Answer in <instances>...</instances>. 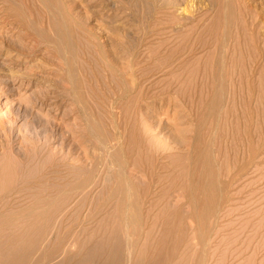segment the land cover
Listing matches in <instances>:
<instances>
[{
  "label": "rangeland",
  "instance_id": "obj_1",
  "mask_svg": "<svg viewBox=\"0 0 264 264\" xmlns=\"http://www.w3.org/2000/svg\"><path fill=\"white\" fill-rule=\"evenodd\" d=\"M262 39L264 0H0V256L20 254L4 263L264 264Z\"/></svg>",
  "mask_w": 264,
  "mask_h": 264
},
{
  "label": "bare ground",
  "instance_id": "obj_2",
  "mask_svg": "<svg viewBox=\"0 0 264 264\" xmlns=\"http://www.w3.org/2000/svg\"><path fill=\"white\" fill-rule=\"evenodd\" d=\"M30 2H31V1H30ZM39 2H40V1H39ZM46 2H47V1H46ZM3 3H4V2H3ZM81 3H82V1H81ZM21 5H22V4H21ZM38 6H39V5H38ZM151 7H152V6H151ZM32 9H33V8H32ZM43 10H44V9H43ZM150 10H151V9H150ZM152 10H153V8H152ZM164 10H165V9H164ZM175 12H176V11H175ZM177 12H178V11H177ZM74 13H75V11H74ZM36 14H37V13H36ZM204 15H205V14H204ZM154 16H155V15H154ZM156 16H157V15H156ZM177 16H178V14H177ZM178 17H179V16H178ZM36 18H37V17H36ZM155 18H156V17H155ZM39 19H40V18H39ZM150 19H151V17H150ZM182 19H183V18H182ZM152 20H153V19H152ZM184 20H185V19H184ZM70 21H71V20H70ZM180 21H181V20H180ZM180 21H179V23H180ZM186 21H187V20H186ZM197 21H199V20H197ZM151 22H152V21H151ZM187 22H188V21H187ZM193 22H194V21H193ZM200 23H201V22H200ZM202 23H203V22H202ZM142 24H143V23H142ZM148 24H149V23H148ZM161 24H162V23H161ZM183 24H184V23H183ZM187 24H188V23H187ZM67 25H68V23H67ZM153 26H154V25H153ZM173 26H174V25H173ZM175 26H176V25H175ZM178 26H179V25H178ZM178 26H177V27H178ZM180 26H181V25H180ZM192 26H194V24H193ZM47 27H48V26H47ZM65 27H66V26H65ZM140 27H141V26H140ZM174 28H175V27H174ZM190 28H191V27H190ZM145 29L147 30L146 25H145ZM175 29H176V28H175ZM180 29H182V28H180ZM146 30H145V31H146ZM14 31H15V30H14ZM128 31H129V30H128ZM136 31H138V29H137ZM145 31H144L143 33H145ZM131 32H132V31H131ZM134 32H135V31H134ZM147 32H149V31H147ZM163 32H164V31H163ZM165 32H166V31H165ZM136 33H137V32H136ZM141 34H142V33H141ZM149 34H150V33H149ZM149 34H147V35H149ZM121 35H122V34H121ZM131 35H132V34H131ZM122 36H123V35H122ZM145 36H146V35H145ZM117 37H118V35H117ZM119 37H120V36H119ZM119 37H118V38H119ZM121 39H123V38L121 37ZM140 39H141V38H140ZM140 39H139V40H140ZM134 40H135V39H134ZM139 40H138V42H140ZM262 40H264V39H262ZM111 41H112V40H111ZM168 41H169V40H168ZM126 42H127V41H126ZM112 43H113V42H112ZM127 43H128V42H127ZM115 44H116V43H115ZM136 44H137V43H136ZM134 45H135V44H134ZM192 45H193V44H192ZM114 46H115V45H114ZM116 46H117V45H116ZM136 46H137V45H136ZM130 47H131V46H130ZM133 47H134V46H133ZM147 47H148V46H147ZM201 47H202V46H201ZM109 48H110V46H109ZM111 48H112V46H111ZM118 48H120V47H118ZM137 48H138V46H137ZM191 48H192V47H191ZM144 49H146V48H144ZM211 49H212V48H211ZM113 50H114V49H113ZM120 50H121V48H120ZM130 50H131V49H130ZM137 50H138V49H137ZM137 50H136V51H137ZM76 51H77V50H76ZM123 51H124V50H123ZM132 51H134V50H132ZM112 52H113V51H112ZM140 52H141V51H140ZM189 52H190V51H189ZM209 52H210V51H209ZM115 53H116V52H115ZM132 53H134V52H132ZM141 53H142V52H141ZM207 53H208V50H207ZM1 54H2V53H1ZM112 54H114V53H112ZM143 54H144V53H143ZM210 54H212V52L209 53V57H210ZM4 57H5V56H4ZM110 57H111V56H110ZM121 57H122V56H121ZM132 57H133V56H132ZM130 58H131V57H130ZM134 58H135V57H134ZM76 59H77V58H76ZM161 59H162V58H161ZM195 59H196V57H195ZM197 59H198V58H197ZM77 60H78V59H77ZM110 60H111V59H110ZM98 61H100V59H98ZM112 61H113V60H112ZM175 61H176V60H175ZM177 61H178V60H177ZM77 62H78V61H77ZM100 63H101V62H100ZM157 63H159V62H157ZM163 63H164V65H165V62H163ZM196 63H197V62H196ZM172 64H173V63H172ZM103 65H104V64H103ZM65 66H66V65H65ZM134 66H135V65H134ZM105 67H106V66H105ZM122 67H123V66H122ZM122 67H121V68H122ZM105 69H106V68H105ZM106 71H107V69H106ZM109 74H110V73H109ZM130 77H131V76H130ZM110 78H111V76H110ZM126 78H127V77H126ZM112 79H113V78H112ZM114 79H115V78H114ZM118 79H120V78H118ZM198 79H199V78H198ZM203 79H204V78H203ZM130 80H131V79H130ZM130 80H129V81H130ZM116 81H117V80H116ZM133 81H134V80H133ZM137 81H138V80H137ZM122 82H123V81H122ZM199 82H200V81H199ZM117 84H120V83H117ZM130 84H131V83H130ZM131 85H133V84H131ZM116 87H117V86H116ZM118 87H119V86H118ZM201 87H202V86H201ZM193 88H194V87H193ZM117 89H118V88H117ZM117 89H116V90H117ZM140 89H141V88H140ZM200 89H202V88H200ZM138 90H139V89H138ZM141 91H142V90H141ZM116 92H117V91H116ZM118 92H119V89H118ZM201 92H202V91H201ZM194 93H195V92H194ZM199 94H200V93H199ZM63 95H64V94H63ZM125 95H126V93H125ZM64 96H65V95H64ZM200 96H201V95H200ZM134 97H135V96H134ZM193 97H194V96H193ZM200 98H201V97H200ZM202 98H203V97H202ZM134 99H135V98H134ZM134 99H133V100H134ZM138 100H139V99H138ZM193 100H194V99H193ZM198 101H199V98H198ZM200 101H201V99H200ZM204 101H206V100H204ZM200 103H201V102H200ZM195 105H196V104H195ZM204 105H205V104H204ZM200 106H201V105H200ZM196 107H197V105H196ZM202 107H203V106H202ZM191 108H192V107H191ZM199 109H201V108H199ZM195 111H196V110H195ZM100 120H101V119H100ZM151 120H152V119H151ZM153 121H154V120H153ZM156 123H157V124H156ZM156 123H155V126H154V127H156V125H158V122H156ZM94 124H95V123H94ZM99 124H100V123H99ZM153 125H154V124H153ZM98 126H99V125H98ZM90 127H91V126H90ZM148 127H149V126H148ZM102 128H103V127H102ZM153 129H154V128H153ZM156 129H157V128H156ZM100 130H101V129H100ZM102 130H103V129H102ZM161 130H162V129H161ZM90 131H91V130H90ZM119 131H120V130H119ZM155 131H157V130H155ZM162 132H163V131H162ZM91 133H92V131H91ZM104 133H105V132H104ZM115 133H116V132H115ZM120 133H121V132H120ZM159 133H160V132H159ZM175 133H176V132H175ZM99 134H100V133H99ZM105 134H106V133H105ZM146 134H147V133H146ZM170 134H171V133H170ZM176 134H177V133H176ZM92 135H93V134H92ZM137 135H138V134H137ZM143 135H144V134H143ZM156 135H157V134H156ZM164 135H165V134H164ZM101 136H102V135H101ZM106 136H108V134H106ZM113 136H114V134H113ZM115 136H116V134H115ZM115 136H114V137H115ZM117 136H118V135H117ZM117 136H116V138H118ZM139 136H140V135H138V137H139ZM176 136H177V135H176ZM180 136L182 137L183 135H180ZM180 136H179V134H178V137H180ZM108 137L110 138V136H108ZM108 137H106V139H107ZM123 137H124V136H123ZM138 137H137V138H138ZM147 137H148V136H147ZM147 137H146V138H147ZM155 137L158 138V136H155ZM183 137H184V136H183ZM183 137H182V138H183ZM139 138H141V137H139ZM144 138H145V137H144ZM174 138H175V137H174ZM104 139H105V138H104ZM110 139H111V138H110ZM110 139H109V140H110ZM119 139H121V138L119 137ZM122 139H123V138H122ZM142 139H143V138H142ZM152 139H153V138H152ZM180 139H181V138H180ZM180 139L175 138V140H178V141H179ZM184 139H185V138H184ZM109 140H107V141H109ZM111 140H112V139H111ZM111 140H110V142H112ZM114 140H115V139H114ZM114 140H113V141H114ZM117 140H118V139H117ZM117 140H116V141H117ZM145 140H146V139H145ZM145 140H144V141H145ZM167 140H168V139H167ZM169 140H170V139H169ZM120 141H121V140H120ZM122 141H124V140H122ZM140 141H141V140H140ZM140 141H139V144H140ZM181 141H183V140H181ZM118 142H119V141H118ZM154 142H155V141H154ZM184 142L186 143V139H185ZM106 143H107V142H106ZM119 143L121 144V142H119ZM143 143H144V142H143ZM6 144H7V143H6ZM107 144H108V143H107ZM110 144H115V143H110ZM110 144H109V145H110ZM139 144L137 145L138 148H139V146H140ZM181 144H183V143H181ZM187 144H188V143H187ZM117 145H118V144H117ZM145 145H146V144H145ZM173 145H174V143H173ZM176 145H177V144H176ZM185 145H186V144H185ZM112 146H113V145H112ZM142 146H144V144H143ZM100 147H101V146H100ZM161 147H162V146H161ZM166 147H168V146H166ZM177 147H178V146H177ZM177 147H176V148H177ZM179 147H180V146H179ZM183 147H184V146H183ZM102 148H103V147H102ZM138 148H137L138 151H136V150H133V151L139 153L140 150H139ZM146 148H147V146H146ZM146 148H145V151L147 152L148 149L146 150ZM148 148H149V147H148ZM155 148H156V147H155ZM159 148H160V146H159ZM119 149H120V148H119ZM157 149H158V147H157ZM189 149H190V148H189ZM189 149H188V150H189ZM108 150H109V149H108ZM108 150H107V151H108ZM131 151H132V150H131ZM143 151H144V150H143ZM169 151H170V149H169ZM172 151H173V149H172ZM180 151H181V150H180ZM194 151H196V150H194ZM194 151H193V152H194ZM103 152H104V151H103ZM126 152H127V151H126ZM140 152H141V151H140ZM146 152H145V156H146ZM189 153H190V152H189ZM166 154H167V153H166ZM181 154H183V153H181ZM202 154H203V153H201V155H202ZM204 154H205V153H204ZM116 155H117V154H116ZM141 155L143 156V154H141ZM164 155H165V154H164ZM189 155H190V154H189ZM192 155H193V154H192ZM103 156H104V155H103ZM137 156H138V154H137ZM137 156H136V154H135V157H134V156H133V157L136 158ZM150 156H151V154H150ZM208 156H209V155H208ZM208 156H206V157H208ZM168 157H169V156H168ZM171 157H172V156H171ZM183 157H184V156H183ZM186 157H187V156H186ZM193 157H194V156H193ZM104 158H106V157H104ZM107 158H108V157H107ZM112 158H113V160H114V157H112ZM138 158H141V156H140V157L138 156ZM138 158H137V159H138ZM151 158H152V157H151ZM164 158L166 159V157H164ZM188 158H189V157H188ZM197 158H198V157H197ZM204 158H205V155H204ZM210 158H211V157H210ZM210 158H209V159H210ZM96 159H97V158H96ZM141 159H143V158H141ZM144 159H145V157H144ZM146 159H147V158H146ZM159 159H160V158H159ZM167 159H168V158H167ZM172 159H173V158H172ZM198 159H199V158H198ZM201 159H202V158H201ZM131 160L133 161V160H135V159L132 158ZM173 160H174V159H173ZM176 160H177L176 162H178V161H180V158H177ZM187 160H188V159H187ZM189 160H190V159H189ZM195 160H196V159H195ZM96 161H97V160H96ZM137 161H139V160H137ZM148 161H149V160H148ZM201 161H203V160H201ZM201 161H200L199 163H201ZM206 161H207V160H206ZM210 161H211V160H210ZM104 162H105V161H104ZM123 162H124V161H123ZM128 162H129V161H128ZM133 162H134V164H135L136 161H133ZM141 162H142V161H140V163H141ZM176 162H175V160H174L173 164L176 163ZM191 162H192V161H191ZM124 163L126 164V162H124ZM138 163H139V162H138ZM140 163H139V164H140ZM146 163H147V162H146ZM178 163H179V165H180V162H178ZM208 163H209V162H208ZM117 164H118V163H117ZM120 164H121V163H120ZM132 164H133V163H132ZM134 164H133V166H134ZM192 164H193V163H192ZM210 164H212V163H210ZM213 164L215 165V163H213ZM57 165H58V164H57ZM105 165H106V163H105ZM114 165H115V164H114ZM122 165H123V164H122ZM135 165H136V164H135ZM143 165H144V164H143ZM202 165H206V164L204 163V164H202ZM217 165H218V164H217ZM17 166H18V165H17ZM65 166H66V165H65ZM137 166H138V164H137ZM176 166H177V165H176ZM176 166H175V167H176ZM195 166H196V164H195ZM197 166H198V165H197ZM1 167H2V166H1ZM61 167H62V166H61ZM100 167H101V166H100ZM107 167H108V166H107ZM134 167H136V166H134ZM140 167H141V166H140ZM143 167H144V166H143ZM143 167H141V168H143ZM193 167H194V166H193ZM208 167H209V166H208ZM208 167H206V168H208ZM211 167H212V166H211ZM216 167H217V166H216ZM52 168H53V167H52ZM52 168H51V169H52ZM55 168H57V167H55ZM55 168H54V169H55ZM67 168H69V167H67ZM138 168H139V167H138ZM144 168H145V167H144ZM144 168H143V169H144ZM200 168H201V166H200ZM206 168H205V169H206ZM213 168L215 169L214 166H213ZM59 169H60V167H59ZM121 169H122V168H121ZM128 169H129V168H128ZM139 169H140V168H139ZM139 169H138V170H139ZM143 169H141L142 172H143ZM193 169H194V168H193ZM195 169H196V168H195ZM218 169H219V168H218ZM52 170H53V169H52ZM55 170H56V169H55ZM76 170H79V171H80V169H76ZM76 170H75V171H76ZM84 170H85V169H84ZM144 170H146V169H144ZM197 170H198V169H197ZM215 170H216V172H217V171H220V169H219V170L215 169ZM56 171H57V170H56ZM85 171H87V170H85ZM85 171H83V172H84V173H87V172H85ZM126 171H127V170H126ZM195 171H196V170H193V172H195ZM198 171H199V170H198ZM198 171H197V172H198ZM201 171H202V170H201ZM203 171H204V170H203ZM211 171H212V170H211ZM211 171H210V172H211ZM71 172H73V171H71ZM77 172H78V171H77ZM106 172H107V171H106ZM135 172H136V171H135ZM181 172H182V171H181ZM186 172H187V171H186ZM53 173H54V172H53ZM53 173H52V174H53ZM56 173L59 174V171L56 172ZM56 173H55V174H56ZM64 173H65V172H64ZM69 173H70V171H69ZM88 173H89V172H88ZM114 173H115V172H114ZM118 173H122V172L119 171ZM45 174H46V173H45ZM52 174L49 176V178L52 179V177H53V178L55 179L57 176L54 177ZM61 174H63V173L61 172ZM77 174H78V173H77ZM79 174H80V173H79ZM81 174H82V172H81ZM181 174H182V173H181ZM181 174H180V175H181ZM195 174H196V173H195ZM200 174H203V173H200ZM205 174H206V172H205ZM208 174H209V173H208ZM210 174H211V173H210ZM210 174H209V175H210ZM0 175H1V174H0ZM48 175H49V174H48ZM68 175H69V174H68ZM125 175H126V174H125ZM125 175H124V173H122V174L119 175V182H118V186H117L116 191L122 193V195L124 194V195H126V196H130V197H131V195H130L131 192L134 193V191L137 190V188L139 187V185H140L141 183H140L139 185L136 184V183L134 184V182H132L133 180L131 181V179H133V178L131 177V179H130V177H129V176H130L129 173H128V175H129L128 177H129V178L127 177V175H126V176H125ZM145 175H146V174H145ZM196 175H198V174H196ZM71 176H72V175H71ZM112 176H113V175H112ZM140 176H141V175H140ZM198 176H200V175H198ZM198 176H197V178H198ZM215 176L217 177V175H215ZM218 176H220V172H219V175H218ZM64 177H65V176H64ZM66 177H67V176H66ZM75 177H76V176H75ZM78 177L80 178V176H78ZM78 177H77V178H78ZM83 177H84V175H83ZM85 177H87V176L85 175ZM85 177H84V178H85ZM181 177H182V176H180V178H181ZM207 177H208V176H207ZM207 177H206V179H207ZM210 177H211V176H210ZM216 177H215V178H216ZM45 178H46V177H45ZM77 178H76V179H77ZM176 178H178V176H176ZM188 178H189V177H188ZM197 178H196V179H197ZM56 179L59 180V177L56 178ZM95 179H96V178H95ZM113 179H114V178H113ZM191 179H192V178H191ZM217 179H218V178H217ZM86 180H87V179H86ZM89 180H90V179H89ZM186 180H187V179H186ZM186 180H185V181H186ZM193 180H194V179H193ZM200 180H201V178H200ZM202 180H203V178H202ZM210 180H211V182H212V179H210ZM210 180H209V182H210ZM214 180H215V179H214ZM218 180H219V179H218ZM40 181H41V180H40ZM134 181H135V180H134ZM176 181H177V180H176ZM176 181H175V182H176ZM187 181H188V180H187ZM194 181H195V180H194ZM29 182H30V181H29ZM55 182H56V181H55ZM57 182H58V181H57ZM60 182H61V180H60ZM172 182H173V180H172ZM175 182H174V183H175ZM178 182H179V180H178ZM182 182H183V181H182ZM188 182H189V181H188ZM206 182H207V181H206ZM214 182H215V181H214ZM214 182H213L212 184H215ZM48 183H49V182H48ZM61 183H62V182H61ZM87 183H88V182H87ZM176 183H177V182H176ZM176 183H175V184H176ZM179 183H180V182H179ZM221 183H222V182H221ZM38 184H39V183H38ZM58 184H59V182H58ZM91 184H92V183H91ZM186 184H187V183H186ZM198 184H199V183H198ZM198 184H196V185H198ZM41 185H42V184H41ZM41 185H37V187L40 186V188H41ZM111 185H113V184H111ZM136 185H138V186H136ZM141 185H142V184H141ZM141 185H140V186H141ZM192 185H193V184H192ZM218 185H219V184H218ZM32 186H33V185H32ZM32 186H31V187H32ZM49 186H50V185H49ZM49 186H47L48 189L50 188ZM62 186H63V185H62ZM65 186H66V184H65ZM71 186H72V185H71ZM85 186H86V183H84V182H81V183L78 184V188H83V187H85ZM91 186H92V185H91ZM96 186H97V185H96ZM115 186H116V185H115ZM115 186H114V187H115ZM181 186H182V185H181ZM181 186L179 185L178 187L181 189ZM202 186H203V185H202ZM210 186H211V185H210ZM21 187H22V186H21ZM42 187H43V186H42ZM47 187H46V188H47ZM53 187H54V186H53ZM55 187L57 188V186H55ZM55 187H54V191H53V188L51 187V188H52V191H50V192H53V194H54V193H57L56 191L59 190V191H58L59 194H61V192L63 193V191H60V190H62L63 187H62L61 189H60V187H58V190H56ZM67 187H69V185H67ZM89 187H90V186H89ZM89 187H88V188H89ZM110 187H111V186H110ZM142 187H143V186H142ZM178 187H177V188H178ZM182 187H183V186H182ZM197 187H199V185H198ZM200 187H201V186H200ZM208 187H209V185H208ZM29 188H30V187H29ZM43 188H45V185H44ZM65 188H66V187H65ZM93 188H94V187H93ZM93 188H92V189H93ZM144 188H145V187H144ZM175 188H176V187H175ZM24 189H25V188H24ZM24 189H21V188H20L19 190L22 191V190H24ZM26 189H27V188H26ZM90 189H91V188H90ZM145 189H147V187H146ZM180 189H178V190H180ZM196 189H197V188H196ZM28 190H29V189H28ZM36 190H37V191H36ZM36 190H35V191H36V196H37L38 189H36ZM39 190H40V189H39ZM46 190H47V189H45L44 191H46ZM55 190H56V191H55ZM64 190H66V189H64ZM108 190H109V189H108ZM113 190H114V188H113ZM142 190H143V189H142ZM197 190H198V189H197ZM199 190H200V189H199ZM220 190H221V188H219V191H220ZM30 191H31V189H30ZM35 191H34V192H35ZM42 191H43V190L41 189L40 192H42ZM44 191H43V192H44ZM48 191H49V190H47L46 192H48ZM109 191H110V190H109ZM111 191H112V190H111ZM137 191L139 192V189H138ZM183 191H184V190H183ZM207 191H208V190H207ZM212 191H213V190H212ZM215 191H216V189H215ZM17 192H19V191H17ZM26 192H27V190H26ZM43 192H42V193H43ZM146 192H147V191H146ZM180 192H182V190H180ZM10 193H11V192H10ZM19 193H20V192H19ZM29 193H30V192H29ZM48 193H49V192H48ZM81 193H82V192H81ZM120 193H119V195H121ZM141 193H142V192H141ZM183 193H184V192H183ZM187 193H188V192H187ZM14 194L16 195V193H14ZM20 194H21V193H20ZM23 194H24V193H23ZM25 194H26V193H25ZM44 194H45V193H44ZM127 194H129V195H127ZM216 194H218V192H217ZM221 194H222V193H221ZM39 195H40V194H39ZM39 195H38L37 197H38L40 200H42V199L39 197ZM42 195H43V194H42ZM51 195H52V193H51ZM55 195H56V194H55ZM57 195H58V193H57ZM77 195H78V193H77ZM182 195H183V194H182ZM188 195H190V194H188ZM11 196H13V195H11ZM16 196H17V195H16ZM18 196H19V194H18ZM28 196H31V195L29 194ZM28 196H27V198H28ZM40 196H41V195H40ZM49 196H50V195H49ZM219 196H220V195H219ZM25 197H26V196H25ZM33 197H34V196H33ZM42 197L44 198L45 195L42 196ZM46 197H47V196H46ZM119 197H120V196H119ZM130 197H127V198L129 199ZM192 197H193V196H192ZM202 197H204V196H202ZM209 197H210V196H209ZM10 198H11V197H10ZM12 198H14V196H13ZM12 198H11V199H12ZM16 198L18 199V197H16ZM38 198H35V200H36V199L38 200ZM54 198H55V197H54ZM120 198H121V197H120ZM122 198H124V197L122 196ZM140 198H141V197H139V199H140ZM184 198H185V197H184ZM219 198H220V197H219ZM11 199H9V200H11ZM17 199H15V200H17ZM23 199H24V198H23ZM55 199H56V198H55ZM61 199H62V198H61ZM125 199H126V198H125ZM131 199H132V198H131ZM131 199H129V200H131ZM189 199H190V198H189ZM189 199H188V200H189ZM206 199H207V198H206ZM3 200H4V199H3ZM6 200H7V199H6ZM6 200H5V201H6ZM15 200H14V201H15ZM24 200H25V199H24ZM27 200H28V199H27ZM30 200H31V199H30ZM114 200H115V199H114ZM123 200H124V199H123ZM126 200H127V199H126ZM213 200H214V199H212V201H213ZM5 201H4V202H5ZM17 201H18V200H17ZM32 201H33V200H32ZM32 201H31V202H32ZM118 201H119V200H118ZM145 201H146V200H145ZM186 201H187V200H186ZM203 201H204V200H203ZM4 202H3V203H4ZM25 202H26V201H25ZM27 202H28V201H27ZM33 202H34V201H33ZM115 202H117V201H115ZM129 202H130V201H128V203H129ZM139 202H140V201H139ZM188 202H189V201H188ZM218 202H219V200H218ZM8 203H9V201L7 202V204H8ZM13 203H15V202H13ZM29 203H30V202H29ZM124 203H125V202H124ZM140 203H141V202H140ZM27 204H28V203H27ZM66 204H67V203H66ZM117 204H118V203H117ZM126 204H127V201H126V203H125L124 206H122L123 203L119 202V204L116 205L114 208H115V209H116V208H118V209H119V208H126ZM134 204H135V202H134ZM193 204H194V203H193ZM193 204H192V205H193ZM218 204H219V203H218ZM1 205H3V204L0 203V207H1ZM30 205H31V204H30ZM56 205H57V204L54 203V200H53V199H52V200L48 199L47 201H44V202H43V201H42V202L40 201V203H38V205H37L36 207H37V208H55ZM67 205H68V204H67ZM135 205H136V204H135ZM141 205H143V204H141ZM141 205H140V206H141ZM213 205H214V204H213ZM5 206H6V205H5ZM32 206H34V205H32ZM32 206H31V207H32ZM58 206H59V205H58ZM138 206H139V205H138ZM140 206H139V208H141ZM3 207H4V206H3ZM199 207H200V206H199ZM29 208H30V207H29ZM164 208H166V207H164ZM164 208H163V209H164ZM192 208H193V206H192ZM200 209H201V207H200ZM214 209L216 210V208H214ZM66 210H67V209H66ZM121 210H123V209H121ZM129 210H130V209H129ZM192 210H194V209H192ZM198 210H199V209H198ZM217 210H218V209H217ZM40 211H42V209H41ZM194 211L196 212L197 210H194ZM115 212H116V210H115ZM162 212H163V211H162ZM190 212H191V211H190ZM195 212H193V213H195ZM34 213H35V212H34ZM36 213H37V212H36ZM40 213H41V212H40ZM56 213H57V212H56ZM113 213H114V211H113ZM113 213H112V214H113ZM116 213H117V212H116ZM215 213H216V211H215ZM110 214H111V213H110ZM112 214H111L110 216H112ZM120 214H121V212H120ZM120 214H119V215H120ZM191 214H192V213H191ZM33 215H34V214H33ZM35 215H36V214H35ZM35 215H34V217H35ZM38 215H39V211H38ZM60 215H61V213H60ZM108 215H109V214H108ZM36 216H37V215H36ZM46 216H47V214H46ZM48 216H49V214H48ZM63 216H64V215H63ZM63 216H62V217H63ZM162 216H164V215H162ZM32 217H33V216H32ZM38 217H41V215L38 216ZM43 217H44V216H43ZM62 217H61V218H62ZM119 217H120V216H119ZM123 217H124V215H123ZM165 217H166V216H165ZM191 217H192V216H190V218H191ZM209 217H210V216H209ZM50 218H51V216H50ZM116 218H117V217H116ZM125 218H126V216H125ZM133 218H134V217H133ZM188 218H189V217H188ZM4 219H5V218H4ZM36 219H37V218H36ZM38 219H40V218H38ZM48 219H49V218H48ZM107 219L110 220L108 217H107ZM107 219H106V220H107ZM139 219H140V218H139ZM205 219H207V218H205ZM5 220H6V219H5ZM16 220H18V219L16 218ZM33 220H35V218H34ZM33 220H32V221H33ZM46 220H47V218H46ZM52 220H53V219H52ZM108 220H107V222H108ZM124 220H126V219H124ZM201 220H202V219H201ZM203 220H204V219H203ZM36 221H37V220H36ZM36 221H34V223H35ZM112 221L114 222V220H112ZM133 221H134V220H133ZM18 222H19V220H18ZM27 222H28V218H27ZM40 222H43V221H40ZM40 222H37V223L40 224ZM47 222H48V221H47ZM53 222H54V221H53ZM107 222H106V223H107ZM109 222H110V221H109ZM200 222H202V221H200ZM203 222H204V221H203ZM207 222H208V221H207ZM1 223H2V222H1ZM14 223H16V222H14ZM29 223H31V222L29 221ZM114 223H115V222H114ZM7 224H8V222H7ZM7 224H6V225H7ZM11 224H12V223H11ZM32 224H33V223H32ZM39 224H38V225H39ZM43 224H44V223H43ZM45 224H46V223H45ZM123 224H125V222H124ZM126 224H127V223H126ZM126 224H125V225H126ZM139 224H140V223H139ZM197 224H198V222H197ZM201 224H202V223H201ZM201 224H200L199 227H200V228H201V227L203 228V225H201ZM0 225H1V224H0ZM15 225H16V224H15ZM18 225H19V224H18ZM25 225H27V224H25ZM25 225H24V226H25ZM28 225H29V224H28ZM28 225H27V226H28ZM35 225H36V223H35ZM51 225H52V224H51ZM54 225H55V224H54ZM119 225H120V224H119ZM19 226H20V225H19ZM24 226H23V227H24ZM33 226H34V224H33ZM111 226H112V222H111ZM111 226H110V227H111ZM114 226L117 227L115 224H114ZM121 226H122V225H121ZM139 226H140V225H139ZM163 226H164V225H163ZM40 227H41V226H40ZM115 227H114V228H115ZM126 227H128V225H127ZM134 227H135V226H134ZM165 227H166L165 232L169 235L168 230H167L168 226H166V224H165ZM199 227H198V228H199ZM18 228H19V227H18ZM20 228H21V227H20ZM29 228H30V227H29ZM29 228H28V230H29ZM31 228H32V227H31ZM31 228H30V230L32 231L33 228H32V229H31ZM38 228H39V226H38ZM59 228H60V226H59ZM106 228H107V227H106ZM118 228H119V227H118ZM128 228H129V227H128ZM128 228H127V231L129 230ZM170 228H171V227H170ZM170 228H168V229H170ZM200 228H199V230H200ZM7 229H8V228H6V230H7ZM9 229H12V228H10V226H9ZM25 229H26V228H25ZM35 229H36V228H35ZM57 229H58V228H57ZM120 229H121V228H120ZM124 229H125V228H124ZM163 229H165V228H163ZM181 229H183V228H180V231H181ZM185 229H186V228H185ZM205 229H206V228H205ZM4 230H5V227H4ZM14 230H15V229H14ZM19 230H20V229H19ZM21 230L24 231L23 229H21ZM28 230H25V231H28ZM36 230H37V229H36ZM40 230H41V229H40ZM52 230H53V229H52ZM114 230H115V229H114ZM1 231H2V230H1ZM25 231H24V232H25ZM57 231H58V230H57ZM112 231H113V230H112ZM119 231H120V234H121L122 236L127 232L126 230H125V233H124L122 230H119ZM119 231H118V232H119ZM180 231H179V232H180ZM202 231H203V229H202ZM205 231H206V230H205ZM3 232H4V231H3ZM9 232H10V231H9ZM9 232H7V233H9ZM19 232H21V231H18L17 233H19ZM24 232H23V233H24ZM34 232H36V231L34 230ZM37 232H38V231H37ZM37 232H36V233H37ZM109 232H110V231H109ZM130 232H131V231H130ZM182 232H183V231H182ZM189 232L192 233V232H193L192 229L189 230ZM203 232H204V231H203ZM11 233H12V232H11ZM14 233H15V231H14ZM21 233H22V232H21ZM28 233H30V231H29ZM32 233H33V231H32ZM32 233H31V234H32ZM36 233H35V235L37 236L38 234H36ZM110 233H111V232H110ZM163 233H164V232H163ZM163 233H162V234H163ZM186 233H187V232H186ZM191 233H189V234H191ZM4 234H5V233H4ZM39 234L41 235V233H39ZM43 234H44V233H43ZM113 234H114V232H113ZM162 234H161V236H163ZM180 234H181V233H179V236H180ZM182 234H183V233H182ZM189 234H188V235H189ZM7 235H8V234H7ZM7 235H6V236H7ZM11 235L13 236V234H11ZM11 235H10V236H11ZM33 235H34V233H33ZM44 235H45V234H44ZM44 235H43V236H44ZM145 235H147V234H145ZM193 235H194V233H193ZM193 235H192V236H193ZM12 236H11V237H12ZM21 236H25V235L23 234V235H21ZM26 236H27V235H26ZM36 236H35V237H36ZM127 236H128V235H127ZM177 236H178V235H177ZM177 236H176V237H177ZM186 236H187V234H186ZM190 236H191V235H190ZM190 236H189V237H190ZM204 236H205V234H204ZM3 237H4V236H3ZM29 237H30V236H29ZM114 237H115V236H114ZM128 237H129V236H128ZM165 237H166V235H165ZM165 237H164V238H165ZM180 237H181V238H182V237L184 238V236H180ZM205 237H206V236H205ZM14 238H15V237H14ZM20 238H21V237H20ZM31 238H32V237H31ZM33 238H34V236H33ZM36 238H37V239H40V237H39V238L36 237ZM44 238H45V237H44ZM48 238H49V237H48ZM121 238H122V237H121ZM129 238H130V237H129ZM161 238H162V237H161ZM181 238L179 239V237H178V240H180L181 242H183ZM185 238H186V237H185ZM196 238H197V235H196ZM24 239H25V237H24ZM27 239H28V238H27ZM29 239H30V238H29ZM41 239H42V238H41ZM41 239H40V240H41ZM143 239H144V238H143ZM166 239H168V237H167ZM192 239H194V237H193ZM192 239H190V241L187 242V244L190 243ZM7 240H8V239H7ZM11 240H12V239H11ZM25 240H26V239H25ZM123 240H124V238H123ZM126 240H127V242L129 241L128 238H126L125 241H126ZM130 240H131V239H130ZM178 240H177V242H178ZM14 241L16 242V239H13V242H14ZM21 241H22V239H21ZM38 241H39V240H38ZM38 241H37V242H38ZM41 241H42V240H41ZM131 241H132V240H131ZM131 241H130V242H131ZM142 241H143V240H142ZM175 241H176V240H175ZM180 241H179L178 243H180ZM185 241H187V240H185ZM199 241H200V240H199ZM199 241H197V239H196V243L198 242V244H199ZM9 242H10V241H9ZM33 242H34V240H33ZM33 242H32V243H33ZM37 242H36V243H37ZM127 242H126V243H127ZM145 242H146V240H145ZM177 242H176V243H177ZM192 242H193V241H192ZM200 242H202V240H201ZM11 243H12V242H11ZM11 243H9V244L7 243L8 245H7V247H6V250L4 249L5 252H2V254H1V256H0V264H5L4 262L6 261V260H5L6 258H5V259H4V257L1 258V257L4 256V255H6L7 258H9V257H11V258L14 257V258H15L16 256L20 255L19 252H18L19 248H18V250H17V248L15 249L14 247H12ZM16 243H17V242H16ZM26 243H27V242H26ZM30 243H31V242H30ZM131 243H132V242H131ZM183 243H184V242H183ZM193 243H194V242H193ZM21 244H22V243H21ZM21 244H19L20 247H21ZM94 244H95V243H94ZM103 244H104V243H103ZM109 244H111V243H109ZM129 244H130V243H129ZM139 244H144V242H143V243H139ZM145 244L148 245L147 242H146ZM145 244H144V246H145ZM180 244H182V243H180ZM194 244H195V243H194ZM194 244H192V246H193ZM198 244H197V245H198ZM201 244H204V243H201ZM16 245H17V244H16ZM30 245H31V244H30ZM34 245H35V242H34ZM156 245L159 246L158 244H156ZM176 245H177V244H176ZM190 245H191V244H190ZM190 245H188V247H190ZM199 245H200V244H199ZM35 246H36V245H35ZM38 246H39V245H38ZM38 246H37V247H38ZM76 246H77V245H76ZM157 246H155V247L158 248ZM184 246H185V244H184ZM184 246H183V247H184ZM195 246H196V245H195ZM195 246H193V247H195ZM28 247L30 248V246H28ZM33 247H34V246H33ZM37 247H36V248H37ZM42 247H43V245H42ZM74 247H75V246H74ZM89 247H90V246H89ZM93 247H95V246H93ZM93 247H92V248H93ZM97 247H98V246H97ZM109 247H110V246H109ZM128 247H129V245H127V248H128ZM146 247H147V246H146ZM178 247H180V246H178ZM193 247H192V248L190 247V249H193ZM56 248H57V247H56ZM90 248H91V247H90ZM131 248H132V247H131ZM137 248H138V247H137ZM140 248H141V247H140ZM156 248H155V250H157ZM200 248H201V247H200ZM20 249H21V248H20ZM33 249H34V248H33ZM44 249H45V248H44ZM124 249H125V248H124ZM124 249H123V250H124ZM129 249H130V248H129ZM141 249H142V248H141ZM162 249H163V248H162ZM165 249H166V248H165ZM172 249H173V248H172ZM175 249H177V251H178V250H180L181 248L178 249V248L175 247ZM183 249H184V248H183ZM183 249H182V250H183ZM185 249H187V248H185ZM185 249H184L183 251H184V254L187 255V253H185ZM190 249H189V250H190ZM194 249H195V248H194ZM203 249H204V247L202 248V252H203ZM66 250H67V249H66ZM66 250H65V251H66ZM91 250H93V249H91ZM103 250H104V249H103ZM135 250H136V249H135ZM137 250H138V251H137ZM137 250H136L137 253H138V252L141 253V251H140L139 249H137ZM142 250L145 251V249H142ZM163 250H164V249H163ZM182 250H181V252H183ZM195 250H197V249H195ZM195 250H194V251H195ZM200 250H201V249H200ZM40 251H41V249H40ZM51 251H52V250H51ZM65 251H64V252H65ZM128 251H129V250H128ZM132 251H133V253H134V250H132ZM144 251H142V252H143L142 254L145 253ZM158 251H159V249H158ZM160 251H161V249H160ZM194 251H193V252H192V251H189V252L192 253L191 256H194V255H195V254H194ZM204 251H205V250H204ZM86 252H87V251H86ZM103 252H104V251H103ZM130 252H131V251H130ZM153 252H154V251H153ZM166 252H169V251H166ZM175 252H176V251H175ZM175 252H174V254H175ZM181 252H180V253H181ZM189 252H188V253H189ZM199 252H201V251H199ZM36 253H38V251H37ZM46 253H47V252H46ZM61 253H62V252H61ZM92 253H93V252H92ZM195 253H196V251H195ZM204 253H205V252H204ZM47 254H48V253H47ZM52 254H53V252H52ZM64 254H65V253H64ZM85 254H86V253H85ZM100 254H101V253H100ZM110 254H111V253H110ZM138 254H139V253H138ZM160 254H161V253H160ZM198 254H200V253H198ZM88 255H89V253H88ZM93 255H94V253H93ZM102 255H103V254H102ZM124 255H125V254H124ZM179 255H180V254H179ZM179 255H177V257H178ZM182 255H183V254H182ZM202 255H203V253H201V257H203ZM25 256H26V254H25ZM84 256H85V255H84ZM126 256H127V255H126ZM143 256H144V255H143ZM180 256H181V255H180ZM180 256H179V257H180ZM187 256H188V255H187ZM87 257H88V256H87ZM93 257H94V256H93ZM135 257H136V256H135ZM139 257H140V256H139ZM174 257H175V256H173V258H174ZM184 257H185V255H184ZM184 257H183V258H184ZM85 258H86V256H85ZM101 258H102V257H101ZM130 258H132V256H130ZM140 258H141V257H140ZM169 258H170V257H169ZM171 258H172V257H171ZM173 258H172V259H173ZM183 258H181V259H183ZM186 258H187V257H186ZM192 258H193V257H192ZM192 258H189V259L191 260ZM194 258H195V257H194ZM203 258H204V257H203ZM12 259H13V258H12ZM19 259H20V258H19ZM86 259H87V258H86ZM126 259H127V257H126ZM128 259H129V256H128ZM128 259H127V260H128ZM137 259H138V258H137ZM172 259H171V260H172ZM201 259H202V258H201ZM201 259H200V257H199V260H201ZM88 260H89V259H88ZM127 260H126V262H127ZM129 260H130V259H129ZM129 260H128V261H129ZM169 260H170V259H169ZM169 260L167 259L166 261H169ZM184 260H187V259H184ZM30 261H32V260L30 259ZM80 261H81V260H80ZM82 261H83V260H82ZM123 261H124V260H123ZM123 261H122V262H123ZM132 261H134V259H133ZM151 261H152V260H151ZM173 261H174V260H172V262H173ZM178 261H179V260H178ZM188 261H189V260H188ZM118 262H119V261H118ZM130 262H131V260L128 262V264H129ZM141 262H142V261H141ZM155 262H156V261H155ZM155 262H154V263H155ZM186 262H187V261H186ZM186 262H185V263H186ZM195 262H196V261H195ZM62 263H64V262H62ZM62 263H61V264H62ZM93 263H94V262H93ZM132 263H133V262H132ZM154 263H152V264H154ZM159 263H160V261H159ZM159 263H158V264H159ZM168 263H169V262H168ZM175 263H176V262H175ZM175 263H174V264H175ZM201 263L203 264L204 262L201 260ZM74 264H75V263H74ZM124 264H125V261H124ZM134 264H136V262H135ZM144 264H145V263H144ZM161 264H162V263H161ZM170 264H171V263H170ZM194 264H195V263H194ZM198 264H199V263H198Z\"/></svg>",
  "mask_w": 264,
  "mask_h": 264
}]
</instances>
